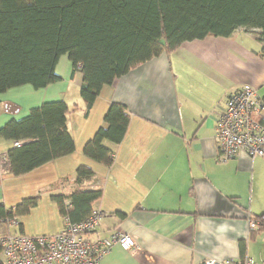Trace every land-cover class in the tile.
I'll list each match as a JSON object with an SVG mask.
<instances>
[{"label":"crops","instance_id":"obj_1","mask_svg":"<svg viewBox=\"0 0 264 264\" xmlns=\"http://www.w3.org/2000/svg\"><path fill=\"white\" fill-rule=\"evenodd\" d=\"M241 29L228 38L185 42L144 63L105 86L87 117L80 97L83 76L77 72L72 78L67 55L57 64L58 82L0 94V129L47 102L80 106L68 119L75 153L23 176L13 175L11 164L6 174L0 171V204L10 209L40 196L20 217V230L30 236L61 231L64 217L53 197L79 185L101 187L104 195L94 208L106 217L92 238L123 231L138 245L135 252L116 246L101 264H202L244 254L264 264V230L256 240L249 238V219L264 213V158L252 161L242 153L221 164L214 141L219 107L227 96L246 85L260 93L264 89L261 43ZM113 102L128 109L131 121L109 168L83 150ZM7 104L18 111L8 112ZM28 142L0 138V156ZM80 166L91 169L94 178L77 184Z\"/></svg>","mask_w":264,"mask_h":264},{"label":"trees","instance_id":"obj_2","mask_svg":"<svg viewBox=\"0 0 264 264\" xmlns=\"http://www.w3.org/2000/svg\"><path fill=\"white\" fill-rule=\"evenodd\" d=\"M239 28L264 34V0H0V94L25 85L39 90L58 82L56 67L67 55L72 78L77 72L83 76L80 97L87 117L102 89L118 78L185 42L228 38ZM78 106L63 100L47 102L0 129L2 139L30 141L9 150L13 175L23 176L75 153L68 119ZM6 109L18 111L14 104ZM130 121L125 106L111 103L84 155L112 167L115 147L124 141ZM76 173L77 184L95 176L85 166ZM103 195L101 187L79 185L53 199L63 217L81 222ZM39 199V195L24 199L10 209L0 204V223L28 214ZM251 218L259 223L250 230L253 241L264 230V213ZM20 229L21 224L19 231L25 234ZM242 247L246 249L245 243Z\"/></svg>","mask_w":264,"mask_h":264},{"label":"built area","instance_id":"obj_3","mask_svg":"<svg viewBox=\"0 0 264 264\" xmlns=\"http://www.w3.org/2000/svg\"><path fill=\"white\" fill-rule=\"evenodd\" d=\"M214 141L217 162L226 164L239 154L252 161L264 158V99L257 89L246 85L238 88L219 107ZM8 157L0 156V171L10 170ZM106 214L95 210L81 222L64 217V226L54 234L30 236L19 231L20 222L3 220L10 232L0 235V264H101L116 247L126 252L138 249L135 239L126 232L116 231L108 238L95 236ZM259 223L249 219L250 229ZM202 264H256L249 256L244 259L216 261Z\"/></svg>","mask_w":264,"mask_h":264},{"label":"rangeland","instance_id":"obj_4","mask_svg":"<svg viewBox=\"0 0 264 264\" xmlns=\"http://www.w3.org/2000/svg\"><path fill=\"white\" fill-rule=\"evenodd\" d=\"M245 31H247L250 34H253L254 36H256V39L261 43V50L263 51L264 49V34L261 30L259 29H248V28H243ZM241 29V30H243ZM262 92L264 91V89L261 90ZM262 92H259V95H262ZM250 184V183H249ZM251 185V184H250ZM17 219L20 222V217L18 218H14ZM21 223V222H20ZM8 228L4 225L0 223V235L6 233L8 230Z\"/></svg>","mask_w":264,"mask_h":264}]
</instances>
